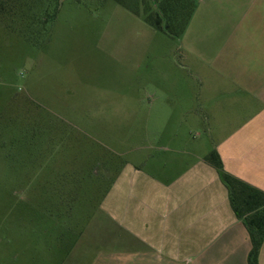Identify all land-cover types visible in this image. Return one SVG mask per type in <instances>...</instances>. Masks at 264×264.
Returning a JSON list of instances; mask_svg holds the SVG:
<instances>
[{
	"label": "rangeland",
	"instance_id": "rangeland-1",
	"mask_svg": "<svg viewBox=\"0 0 264 264\" xmlns=\"http://www.w3.org/2000/svg\"><path fill=\"white\" fill-rule=\"evenodd\" d=\"M191 1L189 25L173 37L115 0H9L0 264H63L56 245L68 224L76 220L73 239L126 162L157 176L173 153L160 147L202 143L207 155L244 122L246 95L214 64L227 17L199 16Z\"/></svg>",
	"mask_w": 264,
	"mask_h": 264
},
{
	"label": "crops",
	"instance_id": "crops-1",
	"mask_svg": "<svg viewBox=\"0 0 264 264\" xmlns=\"http://www.w3.org/2000/svg\"><path fill=\"white\" fill-rule=\"evenodd\" d=\"M217 8L227 23L214 64L247 99L238 109L246 119L214 149L228 173L264 191V0H200L198 14L217 15ZM197 147H160L173 153L164 168L155 164L157 176L126 162L73 239L76 220L68 224L56 245L63 264H249L248 228L204 145Z\"/></svg>",
	"mask_w": 264,
	"mask_h": 264
},
{
	"label": "trees",
	"instance_id": "trees-1",
	"mask_svg": "<svg viewBox=\"0 0 264 264\" xmlns=\"http://www.w3.org/2000/svg\"><path fill=\"white\" fill-rule=\"evenodd\" d=\"M133 14L142 16L154 28L170 36L180 37L192 18L195 4L191 0H115ZM9 10V0H0V15ZM205 160L220 175L229 191L231 206L243 219L252 241L249 264H259L258 256L264 242V191L238 179L225 170L221 156L211 150Z\"/></svg>",
	"mask_w": 264,
	"mask_h": 264
}]
</instances>
